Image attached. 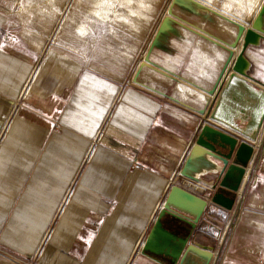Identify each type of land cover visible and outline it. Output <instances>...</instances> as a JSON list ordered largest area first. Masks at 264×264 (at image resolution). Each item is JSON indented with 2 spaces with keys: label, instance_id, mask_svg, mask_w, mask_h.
<instances>
[{
  "label": "crops",
  "instance_id": "1",
  "mask_svg": "<svg viewBox=\"0 0 264 264\" xmlns=\"http://www.w3.org/2000/svg\"><path fill=\"white\" fill-rule=\"evenodd\" d=\"M113 1L0 0V264H170L144 245L172 186L206 201L190 242L209 264H264V122L255 141L238 138L252 154L236 192L181 176L203 124L232 133L198 111L225 77L209 57L170 65L189 106L134 83L171 0ZM244 57L264 88V35Z\"/></svg>",
  "mask_w": 264,
  "mask_h": 264
},
{
  "label": "water",
  "instance_id": "2",
  "mask_svg": "<svg viewBox=\"0 0 264 264\" xmlns=\"http://www.w3.org/2000/svg\"><path fill=\"white\" fill-rule=\"evenodd\" d=\"M218 3L221 0H171L133 82L189 106L175 86L180 77L170 70V65L192 69V60L202 57L218 62V78H225L218 90L216 85L201 93L204 105L198 111L207 112L208 120L232 133L203 124L179 174L200 184L202 177L215 175L220 180L219 187L236 192L252 154V146L242 140L238 143V138L255 141L264 122V88L245 77L244 57L245 50L264 35V0L249 13L242 7H224ZM216 11L240 22L227 20ZM238 48V56L234 58ZM215 93V100L207 111ZM231 172H237L238 177L233 184H228ZM216 185L210 190H215ZM195 192L226 209L233 205L220 192L213 196L202 188H196ZM205 206V200L172 186L144 248L170 264H209L212 253L190 242Z\"/></svg>",
  "mask_w": 264,
  "mask_h": 264
},
{
  "label": "rangeland",
  "instance_id": "3",
  "mask_svg": "<svg viewBox=\"0 0 264 264\" xmlns=\"http://www.w3.org/2000/svg\"><path fill=\"white\" fill-rule=\"evenodd\" d=\"M109 1H110V0H109ZM107 2H108V0H107ZM107 2H106V3H107ZM113 4H117V2L114 0V1H113ZM106 9H108V8H106Z\"/></svg>",
  "mask_w": 264,
  "mask_h": 264
},
{
  "label": "bare ground",
  "instance_id": "4",
  "mask_svg": "<svg viewBox=\"0 0 264 264\" xmlns=\"http://www.w3.org/2000/svg\"><path fill=\"white\" fill-rule=\"evenodd\" d=\"M237 56H238V55H237ZM237 56H236V57H237Z\"/></svg>",
  "mask_w": 264,
  "mask_h": 264
}]
</instances>
